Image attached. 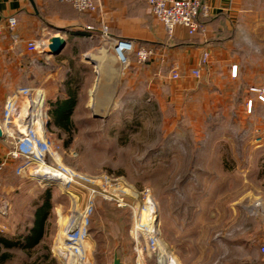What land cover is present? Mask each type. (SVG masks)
I'll return each mask as SVG.
<instances>
[{
    "label": "rangeland",
    "instance_id": "rangeland-1",
    "mask_svg": "<svg viewBox=\"0 0 264 264\" xmlns=\"http://www.w3.org/2000/svg\"><path fill=\"white\" fill-rule=\"evenodd\" d=\"M105 40L99 34L98 47L91 53L105 62L102 70L108 63L103 61L105 53L101 57L98 51ZM129 61L128 67L119 66L118 95L78 94L72 135L49 127L59 142L61 162L89 179L81 180L85 187L100 193L90 213L94 248L100 254L103 249H118L129 264H137L136 244L129 233L133 213L116 199H124L140 212L150 199L158 212L162 246L172 255L170 264H248L252 254H227L226 248L253 239L256 216L251 208L256 202L264 203V121L255 123L235 108L222 111L213 106V96L196 99L190 90L195 81L192 72L178 65L158 68L153 61L140 65L132 56ZM86 62L90 86L96 63ZM46 69L64 72L61 62L49 63ZM175 69L181 74L177 81L170 79ZM157 70L165 74L162 79H151L150 74L147 80L142 75ZM107 98L111 107L95 111V103ZM48 188L53 189L50 217L61 218L60 226L52 222L49 229L53 249L73 212L86 208L85 188L73 186L71 196L61 186L16 174L2 182L0 200L10 204L9 225L14 219L24 224ZM110 195L114 199L106 200L104 196ZM49 245L46 242L39 249V256ZM23 257L17 255L10 264H20Z\"/></svg>",
    "mask_w": 264,
    "mask_h": 264
},
{
    "label": "crops",
    "instance_id": "crops-1",
    "mask_svg": "<svg viewBox=\"0 0 264 264\" xmlns=\"http://www.w3.org/2000/svg\"><path fill=\"white\" fill-rule=\"evenodd\" d=\"M95 1L99 5L98 13L88 14L57 0H0V122L4 117L7 98L22 88L43 91L50 108L58 99H68L71 92L101 97L118 95L122 81L120 83L121 76L115 74L118 63L113 48L104 43L98 51V55L103 57L101 50L107 47L110 57L105 59H110L108 62L111 64L108 63L102 71H98V60L91 58L96 57L91 53L96 51L98 36H103L102 27L106 26L112 38L130 40L137 48L155 49L153 64L158 68L171 63L187 73L201 70V78H195L190 83V90L196 99L201 95H206V99L213 96L214 107L222 111L234 108L242 110L255 123H263L264 103L259 96L260 90H264V0H200L211 9V16L204 22L206 34L191 37L185 29L178 28L173 38L167 36L164 26L151 14L147 0ZM12 17L17 19L15 33L18 40L13 38L7 26L8 19ZM88 27H92L93 31L87 30ZM55 35L62 36L66 41L59 55L27 51L28 42L49 40ZM205 53L209 54V63L201 67ZM86 61L96 63L94 81L90 86L86 83V73L89 72ZM56 62L63 65L62 75L46 69V65ZM235 66L237 74L232 76ZM160 70L143 72L142 75L149 80L151 74V79L159 80L165 76ZM130 81V77L126 78L127 88L131 87ZM249 101H252L251 110L247 106ZM209 103L206 102V105ZM110 107L108 98L95 103V110L104 111ZM10 149L0 137V164L6 160ZM16 167L13 161L6 163L2 182L16 175ZM7 219L0 218V225L7 228L5 233L0 234L14 236L23 231L27 224L32 226L33 223L31 215L24 224L14 219L10 226ZM52 222H58L60 226L61 218L58 215H54L53 220L49 217L48 233L44 239L45 243L51 244L50 253L55 258L51 242L54 236L49 232ZM254 223L253 239L247 244L245 241L229 244L226 253L252 254L248 264H264V255L260 251L264 244V219L256 217ZM95 250L91 241L92 264H113L115 251H118L115 249L111 252L107 248L101 250L100 254ZM17 252L16 256H25L23 252ZM118 255L122 264H129V260L119 251Z\"/></svg>",
    "mask_w": 264,
    "mask_h": 264
},
{
    "label": "built area",
    "instance_id": "built-area-1",
    "mask_svg": "<svg viewBox=\"0 0 264 264\" xmlns=\"http://www.w3.org/2000/svg\"><path fill=\"white\" fill-rule=\"evenodd\" d=\"M61 3L71 4L81 13L96 14L99 5L95 0H57ZM151 14L165 28L169 38H173L178 28H183L191 37L205 35V20L211 16V9L200 0H147ZM9 32L15 40L17 19L12 17L7 21ZM87 30L93 31L92 27ZM2 31L0 29V35ZM102 35L105 42L113 48L116 58L119 57L121 65H130V56H135L140 65L147 64L155 58V51L149 47L137 48L135 43L126 39L112 38L106 26L102 27ZM48 39H37L27 43V51L44 55L47 48ZM209 54L205 53L201 60V67L208 66ZM237 67H233L232 76H236ZM192 76L201 78V70H193ZM181 78L178 69L173 70L170 79L177 81ZM259 100L264 103V90H260ZM25 102V106L21 102ZM248 110L252 108V101L247 103ZM51 108L47 103L43 91L33 88L18 89L9 96L4 106V117L0 122V131L6 144L10 146L6 160L0 164V195L2 190V172L6 163L13 161L17 164L16 174L19 177H34L32 173L37 169H46V178L55 182L57 186L64 188L67 193L73 196L71 189L73 186L85 188L88 191L87 206L83 211H79L80 218H75V213L71 215L64 233L55 239L52 249L53 256L62 264H92L91 240H90V213L94 200L100 193L94 188L85 187L80 174L66 167L61 162L59 154V142L56 136L49 131ZM43 179V178H40ZM92 182V180L90 181ZM121 188H119L120 190ZM106 200L114 199L112 195L104 196ZM120 207L129 208L133 213V226L130 229V237L135 242V253L137 264H168L161 263L160 252L166 250L153 234L154 216L150 214V199L145 202V209L142 212L126 203L124 199H116ZM10 213V204L7 200H0V218L5 219ZM253 216L264 219V205L256 202L250 212ZM152 215V218L151 216ZM7 228L0 225V232L5 233ZM264 255V244L260 247ZM167 253V252H166ZM168 254V253H167ZM170 257L172 255L168 254Z\"/></svg>",
    "mask_w": 264,
    "mask_h": 264
},
{
    "label": "trees",
    "instance_id": "trees-1",
    "mask_svg": "<svg viewBox=\"0 0 264 264\" xmlns=\"http://www.w3.org/2000/svg\"><path fill=\"white\" fill-rule=\"evenodd\" d=\"M78 93L71 92L68 99H58L50 111L49 127H54L61 133L72 135ZM53 189H46L38 201L35 202L32 226L26 225L23 231L14 236L0 234V264H10L16 257V252L21 251L25 256L20 264H56V259L46 246L45 254L39 256V249L45 246L44 239L48 233V221L53 205Z\"/></svg>",
    "mask_w": 264,
    "mask_h": 264
},
{
    "label": "bare ground",
    "instance_id": "bare-ground-1",
    "mask_svg": "<svg viewBox=\"0 0 264 264\" xmlns=\"http://www.w3.org/2000/svg\"><path fill=\"white\" fill-rule=\"evenodd\" d=\"M102 52H104L105 53V55L107 56L106 58H110L109 57V55H108V48L107 47H104L102 50H101ZM104 55V56H105ZM91 58H97V57H93V56H91ZM99 58V57H98ZM95 60H97V59H95ZM110 59H108V60H105V57H104V59H103V61H106L107 63H109L110 61H109ZM109 61V62H108ZM113 61L115 62V59H113ZM113 61H111V62H113ZM116 61H117V67L114 69L115 70V74L117 75V77H120V68H119V66L121 65V63L119 62L120 60H119V57L117 56V59H116ZM103 63H105V62H102V61H100V62H98L97 61V68H98V70L99 71H102V66H103ZM109 64H111V63H109ZM111 66V65H110ZM108 70H110V69H108ZM110 81V80H109ZM118 81V80H117ZM106 108V107H105ZM96 111V110H95ZM46 169H44V168H42V169H37V171H34L33 173H32V175L33 176H36V177H39V179L40 178H46ZM154 202L152 201V200H150V210H149V212H150V214H152L153 216H154V218H152V215H150L151 216V218L153 219V220H155V224L153 223V226H154V229H153V234L155 235V238H157L158 239V241L161 243V247H162V241H161V237H162V234H161V231L159 230V225H158V221L156 220L157 218V215H158V212H157V209L156 208H154ZM76 213L74 214L75 215V218L76 219H79L80 218V213H79V211H75ZM160 254V261H161V263L163 262V263H168V264H170V259H171V257L165 252H163V250H161V252L159 253Z\"/></svg>",
    "mask_w": 264,
    "mask_h": 264
},
{
    "label": "water",
    "instance_id": "water-1",
    "mask_svg": "<svg viewBox=\"0 0 264 264\" xmlns=\"http://www.w3.org/2000/svg\"><path fill=\"white\" fill-rule=\"evenodd\" d=\"M65 45H66L65 39L60 35H55L51 37L49 40H47V48L45 49L44 53L49 56H57L62 52ZM21 105L25 106V102L24 101L21 102ZM0 137H2L1 131H0ZM36 179L39 180L41 184L44 185L51 184L57 186L55 182H51L48 179H38V178ZM113 264H122V261L118 255V251H115Z\"/></svg>",
    "mask_w": 264,
    "mask_h": 264
}]
</instances>
